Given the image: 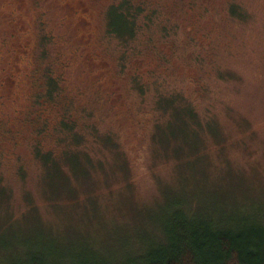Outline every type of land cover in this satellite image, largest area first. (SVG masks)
<instances>
[{
    "label": "rangeland",
    "instance_id": "374dc122",
    "mask_svg": "<svg viewBox=\"0 0 264 264\" xmlns=\"http://www.w3.org/2000/svg\"><path fill=\"white\" fill-rule=\"evenodd\" d=\"M113 1L0 0V264H16L30 253L50 254L55 261L72 254L113 258L126 252L124 237H134L127 229L143 235L146 214L175 199L202 197L207 204L219 197L230 204L227 210L264 213V0H204L182 17L174 9L176 20L184 22L179 34L191 42L165 48L169 63L145 59L140 65L145 84L189 93L215 125L216 139L203 155L207 167L202 157L175 159L173 145L153 139L155 99L144 102L130 92L131 67L120 72L121 49L104 40L105 12ZM234 4L239 15L227 17ZM44 50V66L62 62L55 65L65 79V98L100 116L99 128L112 132L125 152L127 170L118 167L119 156L101 150L99 137L88 139L91 156L105 159L107 169L88 180L71 177L80 204L66 191L45 187L26 137L17 138L21 145L13 140L34 107ZM196 80L205 88L201 100L192 91ZM44 110L56 133L64 110L55 105ZM21 130L24 136L31 132L29 126ZM47 138L46 149L58 147L53 136ZM161 138L165 144H191L192 152L198 145L176 128L161 132ZM188 149L177 148L176 154L182 157ZM87 192L97 218L85 207Z\"/></svg>",
    "mask_w": 264,
    "mask_h": 264
},
{
    "label": "trees",
    "instance_id": "16d2710c",
    "mask_svg": "<svg viewBox=\"0 0 264 264\" xmlns=\"http://www.w3.org/2000/svg\"><path fill=\"white\" fill-rule=\"evenodd\" d=\"M195 1L114 0L105 12L104 31L107 35L105 34L104 40L114 41L121 49L119 71L125 72V68L131 67L130 92L138 99H144V102L150 96L155 99L156 103L153 105L155 110L152 111L157 115V128L153 139L166 147L173 145L171 155H174L175 159L183 158L188 161L194 158V161H199L198 158L202 157L207 167L209 165L207 162L210 161L203 155L208 151L205 152V149L212 139H216L213 135L215 125L205 120V116L193 101V96H190L192 99L188 96L189 93L186 95L178 88L161 89L159 83L145 84L139 73L140 65L145 59L152 61L154 59V63H169V55L165 48L184 47L191 42L179 34L180 24L184 26V22L183 20L178 22L173 12L177 8V13L182 17L196 5H205L204 0ZM240 11V7L234 4L226 15L237 17ZM45 52L47 54V50H44L38 59L40 67L38 65L37 72L40 77L36 94L33 96L34 107L28 114V119L22 122L19 134L15 133L16 137L13 140L21 145L17 138L26 137L32 158L42 168L45 187L66 191L70 198H75L74 200L79 203L76 199L77 190L71 188V177L88 180L89 174L94 176L98 170L107 169L105 159L91 156L88 139L99 137L101 140L98 139V143L104 148L101 150H109L119 156L120 161L117 164L123 170H127L125 152L119 148L112 132L99 128L98 121H102L100 116L99 119L96 118L93 111L76 106L65 98L63 87L65 79L55 65L57 63L61 65L62 62L49 61L46 63L47 66H44L40 60H43ZM120 77L118 81H122ZM195 83L192 91L200 96L198 98L201 100L205 88L200 87L197 80ZM150 90L152 92H149ZM49 105L64 110L63 118L54 129L56 133L50 131L47 121L44 120V109ZM76 112L83 115L81 120L75 118ZM109 115H112L111 111ZM23 126L30 127L31 132L29 131L28 136H24L25 132L21 130ZM174 128L189 133L193 141H197L195 152H192L191 144L178 143V140L169 144L163 143L161 132L170 133ZM48 135L56 139L57 148H45L44 141L48 139ZM93 144L97 146L96 143ZM62 146L63 149L60 151ZM185 146L189 147L186 154L182 157L177 155L176 149L183 151ZM23 171L25 167L21 165L19 174L22 177L25 176ZM85 194L87 195L84 200L87 202L85 207L97 218L99 214H95V200L88 192ZM201 199L202 197L190 200L175 199L161 207L158 213H147L142 224L143 235H137V232L134 234V230L127 229L126 234L134 237L133 239L124 237L127 238L126 252L113 258H92L86 254L84 257L83 254L81 256L72 254L59 257L55 261L50 254L30 253L25 260L16 264H264V213L250 214L240 211V208L227 210L224 206L228 203L219 197L209 200L207 204L204 200L200 201ZM88 213L85 212V215Z\"/></svg>",
    "mask_w": 264,
    "mask_h": 264
}]
</instances>
